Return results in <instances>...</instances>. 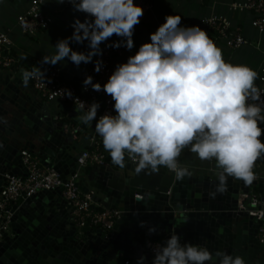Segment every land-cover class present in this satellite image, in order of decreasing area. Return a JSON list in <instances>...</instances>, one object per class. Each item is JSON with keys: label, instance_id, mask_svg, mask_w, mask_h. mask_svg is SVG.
Here are the masks:
<instances>
[{"label": "clouds", "instance_id": "9594fccd", "mask_svg": "<svg viewBox=\"0 0 264 264\" xmlns=\"http://www.w3.org/2000/svg\"><path fill=\"white\" fill-rule=\"evenodd\" d=\"M68 2L75 11L85 13V19L74 20L72 35L59 39L55 52L44 55L41 64L55 65L65 58L76 66L92 62L102 53L101 43L114 34L121 39L113 41L112 47L133 48L134 26L143 15L134 0ZM149 35L150 42L117 64L103 85L91 75L84 78L85 88H102L112 98L115 114L106 112L97 118L98 102L85 104L77 99L82 123L92 126L96 121L94 131L119 168L125 167L127 155L137 174L150 175L166 168L183 180L191 173L178 157L187 148L202 161H215L216 183L210 198L227 191L229 177L251 185L258 179L255 162L264 156L260 139L264 92L255 83L258 73L246 65L226 62L206 31L198 25L182 26L180 15H166ZM70 41H86L87 52L73 50ZM102 63L96 59L94 70L99 72ZM35 79H45L40 67L22 71L24 87ZM65 94L71 96L68 90ZM140 226L150 234L156 231L146 221H140ZM151 251L150 260L142 254L136 264H246L238 254L213 253L206 246L182 242L175 232Z\"/></svg>", "mask_w": 264, "mask_h": 264}, {"label": "water", "instance_id": "95a60500", "mask_svg": "<svg viewBox=\"0 0 264 264\" xmlns=\"http://www.w3.org/2000/svg\"><path fill=\"white\" fill-rule=\"evenodd\" d=\"M40 104L47 103L32 96L19 75L0 71V189L6 175L22 172L20 151L25 148L63 179L76 174L80 150L62 122L52 119ZM216 171L177 180L166 168L137 174L134 163L121 169L106 164L86 168L74 183L97 202L120 210L112 229L78 232L61 189L41 190L11 207L8 227L0 228V264H122L123 259L142 254L148 258L134 237L146 234L165 241L174 232L182 242L206 246L213 253L238 254L246 264H264L258 225L240 197L255 184L264 192V182L245 185L229 177L227 191L212 199ZM140 221L154 225L156 231L150 234Z\"/></svg>", "mask_w": 264, "mask_h": 264}, {"label": "built area", "instance_id": "2783aa9c", "mask_svg": "<svg viewBox=\"0 0 264 264\" xmlns=\"http://www.w3.org/2000/svg\"><path fill=\"white\" fill-rule=\"evenodd\" d=\"M46 2L47 0H31L27 10L17 17V24L23 35L34 36L37 32L48 29L51 26L53 18L44 11ZM134 3L150 7L149 0H134ZM61 4L63 8H72L68 0H64ZM230 9L235 12L246 10L253 12L252 27L257 32L264 33V0L232 2ZM199 27L206 31L215 45L223 41L227 47L235 49L247 43L241 31L232 27L229 20L223 16L215 15L203 18ZM111 45L100 47L102 53L95 58V60L100 59L103 62L100 71L94 70L93 63L89 70L80 75L79 86L64 80L60 70L54 66H47L42 69L45 77L44 81L35 79L30 81L29 85L46 102H66L76 107V104L79 103L77 99L85 104L96 101L100 105L97 110V118L106 112L115 114L114 102L102 88L100 91H95L90 86L87 88L83 86V80L88 75L92 76L94 82H99L103 85L114 71L115 66L118 64V59L124 55L126 48L123 46L114 48ZM11 46L8 33L0 30V67L3 69H11L12 66L18 63L16 56L12 53ZM258 81L260 82L258 87L264 92V64L260 68ZM65 90L70 91L71 96L65 94ZM261 98L264 99V94H262ZM95 122L94 120V125ZM260 127L262 128L260 139L264 142V123ZM88 142L87 147L80 150L76 174L67 176L65 179L53 168L44 166L35 153L26 148L21 149L22 172L16 175H6V180L0 189V228L6 229L8 227L12 216L11 207L14 204L20 203L23 199L41 190L61 189V194L67 201L69 216L78 232L95 229H102L105 232L111 230L120 217V210L113 205L97 202L89 194L82 193L74 183V177L82 174L88 166L106 164L107 151L103 148L100 136L94 131ZM126 158L128 159L127 155ZM128 161L133 163L129 159ZM211 162L215 165L214 160H211ZM253 171L258 177L255 180L256 183L260 179L264 182V156L255 162ZM240 197L246 199V205L243 206L247 208L249 215L253 217L258 225L257 240L264 242V192H260L255 184L250 186L248 192L241 193ZM144 237L142 250L148 254V259L150 260L152 247L157 244H163L164 240L153 239L147 235ZM136 259L137 257L125 258L122 260V264H136Z\"/></svg>", "mask_w": 264, "mask_h": 264}, {"label": "crops", "instance_id": "0c3cea01", "mask_svg": "<svg viewBox=\"0 0 264 264\" xmlns=\"http://www.w3.org/2000/svg\"><path fill=\"white\" fill-rule=\"evenodd\" d=\"M31 0H0V30L6 31L10 37L12 44V53L19 61L22 58L28 57L24 65L18 63L12 66L11 69H3L0 71L9 74L11 77L19 75L25 69H31L38 66L44 69L47 66H54L61 72L64 80L71 82L72 79L79 77L81 74L90 69L93 65L96 56L93 57L92 62H81L76 66L67 58L62 62L55 65L41 64V59L44 55H51L55 52V44L59 39L67 38L72 35L68 32L73 22L70 21L69 14H77L80 20H84L86 14L83 12L75 11L72 8H63V5L57 0H47L45 4V12L52 16L53 23L48 29L37 32L34 36L23 35L17 24V17L24 13L30 5ZM243 2L245 0H149L150 7L141 6L143 15L140 17L139 23L134 26L133 31V48L126 49L122 57L118 59V64L127 61V58L136 52L139 46L144 42H150V33L154 32L157 27L164 22L166 15H172L174 4L180 2L182 10L177 12L176 15L181 16L182 26H200L203 18L209 16H223L229 20L234 28H238L242 36L247 41L246 44L240 48H229L223 41L217 43V47L222 50L223 59L226 62L235 65H246L258 73L261 66L264 64V33L257 32L251 25L253 19V12L242 11L235 12L230 9L232 2ZM180 10V8H179ZM82 18V19H81ZM121 38L115 34L108 38L105 42L101 43L100 47L112 44L113 41L120 40ZM47 42V43H46ZM70 47L76 51L87 52V42H69ZM259 86L260 82L255 81ZM32 96L39 101L45 102L44 106L41 105L45 113L49 114L56 122H62V128L68 132L70 137L74 140V145L78 150L84 149L88 145L90 136L94 133V124L92 126L82 123L80 117L82 112H77L73 104L66 102H46L41 96L30 86L25 87ZM77 131L80 134L77 135ZM178 162L181 166L191 169L193 175L210 174L215 171V165L208 160H200L195 153H191L187 148L182 151L178 157ZM107 166L115 169H121L111 162V158L107 152L106 161ZM129 163L125 156V165ZM93 166H88L89 171ZM104 203V202H102ZM107 204V203H104ZM111 205V204H110ZM142 234L140 236H145ZM138 237H134L138 240Z\"/></svg>", "mask_w": 264, "mask_h": 264}, {"label": "trees", "instance_id": "16d2710c", "mask_svg": "<svg viewBox=\"0 0 264 264\" xmlns=\"http://www.w3.org/2000/svg\"><path fill=\"white\" fill-rule=\"evenodd\" d=\"M44 11H45V7H44ZM27 59H28V57H25V58L20 59V60L18 61V64H19V65H24ZM79 78H80V76L77 77V78H75V79H72L70 83H73V84H75L76 86H79ZM68 82H69V81H68ZM79 134H80V131H77V135H79ZM178 159H179V158H178ZM255 190H256V188H255ZM152 238H153V239L160 240L158 237H152ZM144 239H145L144 236H139V237H138V240H140L141 242H143Z\"/></svg>", "mask_w": 264, "mask_h": 264}, {"label": "rangeland", "instance_id": "374dc122", "mask_svg": "<svg viewBox=\"0 0 264 264\" xmlns=\"http://www.w3.org/2000/svg\"><path fill=\"white\" fill-rule=\"evenodd\" d=\"M174 8L172 9L173 10V13H174V15H176L177 14V12H180L181 10H182V6H181V3L180 2H176L175 4H174ZM179 8H180V10H179ZM68 17H70V21L71 22H74V20L75 19H79L78 18V15L77 14H69L68 15ZM82 19V18H81ZM82 21V20H81ZM83 22V21H82ZM72 30H73V28L71 27V28H69L68 29V32H72ZM47 43V42H46ZM70 44V43H69ZM71 45V44H70ZM184 151V150H183Z\"/></svg>", "mask_w": 264, "mask_h": 264}]
</instances>
